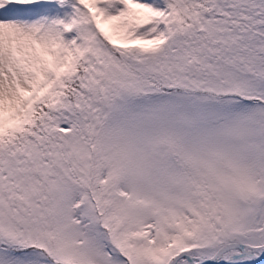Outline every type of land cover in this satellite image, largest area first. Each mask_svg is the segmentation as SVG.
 I'll list each match as a JSON object with an SVG mask.
<instances>
[{
    "label": "snow or ice",
    "instance_id": "6c2138e0",
    "mask_svg": "<svg viewBox=\"0 0 264 264\" xmlns=\"http://www.w3.org/2000/svg\"><path fill=\"white\" fill-rule=\"evenodd\" d=\"M0 264H264V0H0Z\"/></svg>",
    "mask_w": 264,
    "mask_h": 264
}]
</instances>
